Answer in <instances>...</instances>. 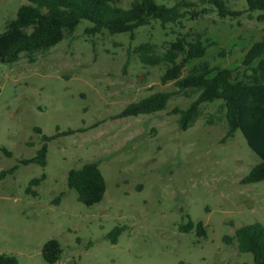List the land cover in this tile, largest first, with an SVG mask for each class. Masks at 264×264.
<instances>
[{
  "label": "rangeland",
  "instance_id": "374dc122",
  "mask_svg": "<svg viewBox=\"0 0 264 264\" xmlns=\"http://www.w3.org/2000/svg\"><path fill=\"white\" fill-rule=\"evenodd\" d=\"M128 8L132 0H113ZM199 3V0H190ZM241 15L221 19L210 13L180 27L159 22L128 33L87 36L82 21L72 38L47 52L25 54L0 63V253L18 264H46L43 245L56 239L62 254L55 264H253L251 254L237 249L232 238L238 228L264 226V182L242 184L259 162L240 131L224 140L226 123L220 101L203 103L199 116L179 128L177 109L195 99L191 93L173 95L161 112L117 118L128 104L151 94L175 91L160 80L164 66H144L132 53L149 42L162 53L178 35L203 34L208 62L234 74L246 68L242 60L264 38L259 13L246 12L243 0H226ZM27 0H0V33L15 19ZM264 58V55H263ZM51 137L69 129L72 135L47 143L46 166L23 165L36 156L41 135ZM80 131V132H78ZM97 162L106 191L101 202L87 207L67 187L71 169ZM45 179L26 194L29 182ZM61 195V196H60ZM202 222L204 236L188 222ZM124 226L117 243L106 237Z\"/></svg>",
  "mask_w": 264,
  "mask_h": 264
},
{
  "label": "trees",
  "instance_id": "16d2710c",
  "mask_svg": "<svg viewBox=\"0 0 264 264\" xmlns=\"http://www.w3.org/2000/svg\"><path fill=\"white\" fill-rule=\"evenodd\" d=\"M19 7L15 19L10 21L0 33V63L12 64L25 54L29 63L34 62V54L47 52L66 38H72L82 21H87L84 33L95 36L107 32L111 35L128 33L133 38L134 31L143 26L159 22L167 26L183 28L185 21H196L210 13L221 19H234L241 13L229 8L226 0H132L128 8L117 6L113 0H27ZM246 12L259 13L258 21H264V0H243ZM207 45L203 34L186 33L178 35L166 50L157 53L155 45L146 42L135 47L132 53L144 66H164L161 82H173L175 91L151 94L141 100L126 105L117 118L150 115L166 109L170 98L178 93H191L195 99L186 109H175L179 115V128L185 130L198 116L203 103L220 101L224 114L226 132L224 140L232 138L240 131L247 146L255 153L259 162L241 179L242 184L264 182V38L246 49L242 60L245 71L234 74L232 70L211 66L208 62L194 65L184 75L186 66L193 60L205 56ZM41 135L42 145L35 157L20 160L23 165L31 163L46 166L47 143L60 136L72 135L76 131L67 130L48 137L40 128L34 130ZM80 132V131H78ZM10 156V152L0 148ZM13 167L0 174L4 178L13 173ZM45 179V174L32 179L25 192L33 197V190ZM67 187L74 190L77 201L87 207L102 201L106 184L97 162H89L79 169H71L66 177ZM61 196V195H60ZM184 232L192 229L204 236L202 222H188L180 227ZM124 226H116L107 234L112 244H116L124 232ZM237 249L251 254L253 264H264V226L253 223L235 230L232 238ZM42 257L46 264L58 262L62 249L56 239L47 241L42 247ZM0 264H18L15 256L0 253Z\"/></svg>",
  "mask_w": 264,
  "mask_h": 264
}]
</instances>
